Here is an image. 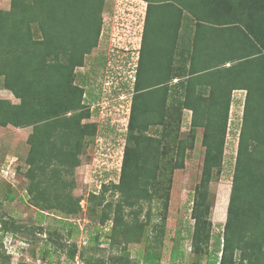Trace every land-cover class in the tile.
<instances>
[{
	"label": "trees",
	"instance_id": "16d2710c",
	"mask_svg": "<svg viewBox=\"0 0 264 264\" xmlns=\"http://www.w3.org/2000/svg\"><path fill=\"white\" fill-rule=\"evenodd\" d=\"M140 1L146 8L119 179L90 193L86 210L94 217L100 208L99 222L110 221V237L124 244L141 241L146 227L157 241L173 172L183 169L196 130L202 129L201 174L190 208V244L200 254L212 235L209 185L223 163L232 92L243 90L225 222L207 264H264V0ZM103 4L10 0L7 10L0 9V78L17 100L0 99V127L31 129L24 172L28 203L62 215L66 227H73L67 220L81 209L80 198L72 194L74 170L95 129L83 122L91 113L83 88L75 84L76 70L98 44ZM176 41L190 49L191 61L228 53L238 65L225 71L218 69L221 64L204 70L201 65L197 74L193 68L187 74H148L145 50ZM173 47L165 49L169 53ZM240 66L244 73L233 74ZM183 111L191 113L189 133L180 139ZM0 222L6 231L19 230L13 221ZM76 251L72 244L68 259ZM157 259L154 254L142 258L144 264Z\"/></svg>",
	"mask_w": 264,
	"mask_h": 264
},
{
	"label": "rangeland",
	"instance_id": "374dc122",
	"mask_svg": "<svg viewBox=\"0 0 264 264\" xmlns=\"http://www.w3.org/2000/svg\"><path fill=\"white\" fill-rule=\"evenodd\" d=\"M9 1L0 0V9L7 10ZM103 1L98 44L85 57L83 66L76 70L75 78V84L85 92L83 102L91 113L83 122L95 126L94 135L79 156L80 165L74 170L72 194L80 198V212L67 220L73 227H66L62 215L39 211L28 203L24 172L29 148L26 138L31 129L0 127V219L13 221L19 228L18 231H6L0 222V263L144 264V255L154 254L158 258L154 264H207L213 243L225 222L244 94H233L223 163L209 185L212 196L209 245L200 254H195L190 244L191 201L200 179L204 150L200 141L202 129L196 130L195 142L187 152L183 169L173 172L167 216L159 239L154 242L149 227L137 243L124 244L119 238L110 237L111 222L101 224L98 220L100 208L93 217L86 210V202L89 194L98 193L102 184L117 183L119 179L133 95L136 51L146 4L140 0ZM0 99L17 103L3 89L1 78ZM190 114L189 111L181 114L180 139L189 133ZM9 197H12L11 201ZM152 222L158 225L159 220ZM72 244L77 251L70 260L67 252ZM172 253H175L173 257Z\"/></svg>",
	"mask_w": 264,
	"mask_h": 264
},
{
	"label": "crops",
	"instance_id": "0c3cea01",
	"mask_svg": "<svg viewBox=\"0 0 264 264\" xmlns=\"http://www.w3.org/2000/svg\"><path fill=\"white\" fill-rule=\"evenodd\" d=\"M143 20H144V16H143ZM142 27H143V22L141 26V33H142ZM140 40H139L138 49L136 51V61L139 55ZM180 44L181 43H179V41L178 42L176 41V43L174 44L173 43H160L158 44V50L156 51H151V50L147 51L146 49L145 50V56H146L145 63L147 64V73L148 74H187L189 73V70L193 68L194 74H197L198 72H200L199 70L201 69L204 70L205 66L207 67L208 64H212V65L215 63L219 65L221 64L220 65L221 67H218V69L224 70V71L231 66L236 67V65H238V62H232L228 59V53H227V56H224V55L217 56L216 60L211 58V55L208 56V59L207 57H205L204 58L205 60L203 59V57L197 55L191 61L189 58L190 49L185 50L180 46ZM168 45L174 46L173 49L169 53L165 49ZM181 45L183 46V44ZM169 60L171 64H169ZM201 65H204V68L202 67L200 69ZM235 69L236 68H234V71H237V72H232L233 74L235 73L243 74L245 71L243 70L241 66L237 70ZM238 92L243 93L245 95V92L243 91H233L232 97L234 93H238Z\"/></svg>",
	"mask_w": 264,
	"mask_h": 264
}]
</instances>
